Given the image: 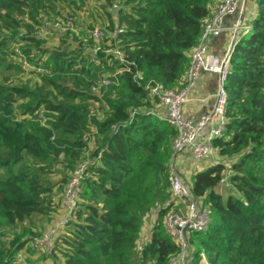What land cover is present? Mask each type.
Returning a JSON list of instances; mask_svg holds the SVG:
<instances>
[{
	"label": "trees",
	"instance_id": "trees-1",
	"mask_svg": "<svg viewBox=\"0 0 264 264\" xmlns=\"http://www.w3.org/2000/svg\"><path fill=\"white\" fill-rule=\"evenodd\" d=\"M103 1L116 6L108 22L89 0H0V264L36 251L31 217L63 210L62 191L82 161L76 204L51 238L52 264H170L180 252L164 226L177 208L168 179L176 130L154 111L148 87L184 85L216 0ZM248 4L251 29L233 41L222 83L223 133L212 140L220 159L190 175L208 224L189 233L187 264H264V0ZM99 20L102 41L84 37ZM226 172L224 197L216 186Z\"/></svg>",
	"mask_w": 264,
	"mask_h": 264
},
{
	"label": "built area",
	"instance_id": "built-area-1",
	"mask_svg": "<svg viewBox=\"0 0 264 264\" xmlns=\"http://www.w3.org/2000/svg\"><path fill=\"white\" fill-rule=\"evenodd\" d=\"M255 1V0H252ZM246 0H219L212 9L211 16L205 20L200 38L190 54V63L184 74V85L180 88H168L161 84H155L148 87L150 97L155 100L164 109L166 122L173 126L176 135L172 140V155L169 160V192L175 210H169L164 216V226L166 232L179 245V254L171 260L178 261L179 264H187L189 261L190 247L188 235L193 231L204 230L208 224V206L204 204L192 191L191 183L181 175L176 160L178 155L185 149L189 150L194 161L200 162L214 152L212 140L223 133L224 111L226 103V94L222 87L224 81L229 50L223 55H215L208 51L207 41L216 36L222 30V21L224 16L237 12L240 6L244 10ZM116 9V6L113 5ZM240 11V13H241ZM54 27L60 30L73 29L72 25H63L55 22ZM235 33L241 30L242 34L251 29L250 21L239 20L234 27ZM81 29V28H80ZM121 28H115L112 35L117 34ZM78 30V28L76 29ZM84 37L92 38L96 42L102 41L105 36L104 27L96 24L93 27L83 29ZM235 38L233 39V41ZM99 45L91 48L92 53H96ZM107 51L113 52L116 57L121 58V52L118 49L107 48ZM201 71L215 72L220 74L219 86L216 92V100L213 110L210 114L201 115L198 119L193 116L185 115L183 112L184 103L188 100L189 91L194 84L195 79ZM106 82V80H103ZM208 126V127H207ZM85 162L82 161L76 165L68 177L65 187L62 191L60 204L66 212L62 223L66 222L68 215L74 208L78 195L81 191V180L84 172ZM193 166L191 168L194 169ZM225 177L221 182L225 181ZM63 223V224H64ZM51 232L42 233L33 239L31 245L34 247H43L47 250L51 247ZM170 262V263H171Z\"/></svg>",
	"mask_w": 264,
	"mask_h": 264
},
{
	"label": "crops",
	"instance_id": "crops-1",
	"mask_svg": "<svg viewBox=\"0 0 264 264\" xmlns=\"http://www.w3.org/2000/svg\"><path fill=\"white\" fill-rule=\"evenodd\" d=\"M241 8L242 6H240L237 12L234 14L231 15L229 14L224 16L222 21V30L220 31V33L216 36H212L207 41V48L210 53L219 56L223 55L229 50V47L233 42V39L238 38V34L240 33L241 30H238V32L235 33L234 27L235 24L239 20H241L240 19ZM252 9L253 6L249 4L246 5L245 3L244 17H243V20L245 22H248L249 16L253 14ZM219 77H220L219 74L215 72H207V71L200 72L199 76L195 79L194 84L189 91L188 100L184 103L183 112L185 115L193 116L194 119H198V117H200L201 115L210 114L212 112L216 100V92L219 86ZM153 109L156 112V114H158L159 116L164 115V109L158 103L154 104ZM219 159L220 158H218L215 152H213L211 156H207L202 161L197 162L193 160L190 151L185 149L178 155L176 163L178 165L181 175L188 177V175L190 174L189 173L190 169L193 167L192 164H194V166H197L198 169H202V168H206L207 166H210L212 161L215 162L218 161ZM187 181L191 182L189 179ZM62 216L58 218L59 217L58 215L56 217V220L54 221L55 223H53L55 224L54 227L57 230H59L58 223L62 218ZM151 224L149 225V228ZM50 229L51 231H53V227H51ZM148 236H149V231L145 239H147ZM170 264H179V262L176 260V261H172ZM201 264H205V262L202 261Z\"/></svg>",
	"mask_w": 264,
	"mask_h": 264
},
{
	"label": "rangeland",
	"instance_id": "rangeland-1",
	"mask_svg": "<svg viewBox=\"0 0 264 264\" xmlns=\"http://www.w3.org/2000/svg\"><path fill=\"white\" fill-rule=\"evenodd\" d=\"M218 1L219 0H216V2L214 3L213 7L215 6V4ZM89 2L92 4V6H95V5H96V7L98 6L99 14L102 15L105 20H107V21L99 20L95 24L104 25L102 23V21L103 22H108V20H109L108 17L110 15H112L113 18H116L115 10L113 8L105 5V2L103 0H89ZM93 14L95 16H97L98 13H93ZM251 16H252V14H251ZM251 16H249V20L248 21H251ZM83 17L85 18V20H83V22L85 24L92 23L90 21V18L92 16L84 15ZM240 35H242L241 31L238 34V36H240ZM48 36H50V34L47 32L45 34V37H48ZM57 42H58V38H57V40H55V39H47V42H45L44 44H46L49 47H53L54 45L56 46ZM15 46H18V45H15ZM89 147H90L89 149H91L93 147V142L89 143ZM214 163L215 162L212 161L211 164H214ZM192 166H194V164H192ZM194 167H195L194 169H192V170L190 169V172H189L190 174L188 175V177L183 176L185 180H188V179L190 180V175H191L192 171L199 170L197 168V166H194ZM57 168H59V165H57ZM228 174H229V172H226L225 175H224V177L226 178L225 181L224 182H220L216 186L217 192L220 193L224 197H226L229 194H232V188L229 186V183H228V180H227ZM62 175H63L62 171L58 170V171H56L54 173H51L50 174V178L52 180H58V179H60L62 177ZM170 198H171V196H170ZM62 214H63V216H62ZM58 215H59L58 218H60L62 216V218L60 219V221L58 223L59 230H57L54 227L55 224H53V223H55L54 221L56 220V217ZM65 216H66V212L64 210H62V209H58L57 213L52 217V219H49V216H47V215H41V214L33 215L31 217V220H32V223H33V229H35L38 232H40V234L46 233V232H51V234H52V236L54 238L60 232H62L61 230L63 228L62 226H63V223H64V222L62 223V220L65 218ZM154 217H155L154 211L148 213L145 216L144 223H143L142 230H141V235H140V238H139V240L137 242V244H138L137 250L140 248V244H142L145 241L146 235H147L148 231L150 230L149 229V225L152 223V220H153ZM28 223H29L28 221L25 222L26 225H29ZM51 227H53V231H51V229H50ZM50 249L47 250V249H45L43 247H37L36 251H34L32 253L21 251V253L17 255L16 264H30V263L31 264H52L53 260L48 257ZM203 262H204V260H203Z\"/></svg>",
	"mask_w": 264,
	"mask_h": 264
},
{
	"label": "water",
	"instance_id": "water-1",
	"mask_svg": "<svg viewBox=\"0 0 264 264\" xmlns=\"http://www.w3.org/2000/svg\"><path fill=\"white\" fill-rule=\"evenodd\" d=\"M243 17H244V10L242 9V11H241V13H240V19L242 20ZM219 76H220V74H219Z\"/></svg>",
	"mask_w": 264,
	"mask_h": 264
}]
</instances>
